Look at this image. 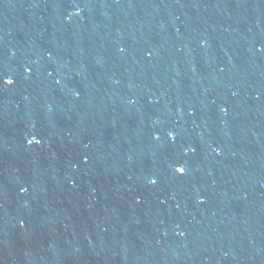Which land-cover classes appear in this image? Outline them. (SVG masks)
<instances>
[{"label": "water", "instance_id": "95a60500", "mask_svg": "<svg viewBox=\"0 0 264 264\" xmlns=\"http://www.w3.org/2000/svg\"><path fill=\"white\" fill-rule=\"evenodd\" d=\"M0 264H264V0H0Z\"/></svg>", "mask_w": 264, "mask_h": 264}, {"label": "snow or ice", "instance_id": "6c2138e0", "mask_svg": "<svg viewBox=\"0 0 264 264\" xmlns=\"http://www.w3.org/2000/svg\"><path fill=\"white\" fill-rule=\"evenodd\" d=\"M6 84H11V83H13L14 81L13 80H11V79H7V80H5L4 81ZM173 134L172 133H169V136H172ZM30 143H31V141H29ZM177 171L179 172V173H183L184 171H185V169L184 168H178L177 169ZM156 181H152V183H155Z\"/></svg>", "mask_w": 264, "mask_h": 264}]
</instances>
